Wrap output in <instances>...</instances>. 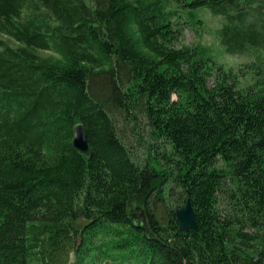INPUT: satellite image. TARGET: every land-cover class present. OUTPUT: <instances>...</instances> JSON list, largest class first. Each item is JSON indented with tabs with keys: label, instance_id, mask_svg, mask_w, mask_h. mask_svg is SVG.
Wrapping results in <instances>:
<instances>
[{
	"label": "trees",
	"instance_id": "16d2710c",
	"mask_svg": "<svg viewBox=\"0 0 264 264\" xmlns=\"http://www.w3.org/2000/svg\"><path fill=\"white\" fill-rule=\"evenodd\" d=\"M262 5L0 0V264H264V72L238 87L210 46H175L206 8L224 52L264 49ZM119 115L145 119L165 162L139 159ZM187 197L197 229L182 231Z\"/></svg>",
	"mask_w": 264,
	"mask_h": 264
},
{
	"label": "rangeland",
	"instance_id": "374dc122",
	"mask_svg": "<svg viewBox=\"0 0 264 264\" xmlns=\"http://www.w3.org/2000/svg\"><path fill=\"white\" fill-rule=\"evenodd\" d=\"M199 11V23L192 27L186 21L182 19L177 25L178 40L175 46L190 45L196 42H200L204 45H208L212 48L214 58L218 64H221L225 70H231L239 75L238 87H245L254 82V79L258 76L256 70L264 72V63H261L257 56L264 58V49L249 50L244 53L228 54L223 51L217 30L224 22L222 16H215L211 14L206 8H200ZM258 16L264 18V5L260 7L258 12L255 13ZM11 44H16L10 41ZM42 54H50L49 51H40ZM100 79L93 84L94 90L101 95V92L106 90L101 87ZM123 115L116 116V122L121 136L125 142L132 148L139 159H145L148 156V150H157L159 152L158 157L161 163L165 162L162 158V152L167 151L165 142L153 137L149 133V128L146 125L145 119L137 115L136 117ZM167 207L168 202L165 199H158L155 203L154 213L158 221L165 225L167 221ZM139 211V210H137ZM140 213V212H139Z\"/></svg>",
	"mask_w": 264,
	"mask_h": 264
},
{
	"label": "water",
	"instance_id": "95a60500",
	"mask_svg": "<svg viewBox=\"0 0 264 264\" xmlns=\"http://www.w3.org/2000/svg\"><path fill=\"white\" fill-rule=\"evenodd\" d=\"M72 147L80 154L89 157L91 154L90 146L87 141L84 127L81 122L74 123L72 127ZM138 208V207H136ZM174 215L177 221L179 230H196L197 223L195 220L194 209L189 197L185 199V202L180 207L174 210ZM140 216L142 218V226L146 231H149V225L146 219V215L143 209L140 210ZM191 264V263H186Z\"/></svg>",
	"mask_w": 264,
	"mask_h": 264
}]
</instances>
